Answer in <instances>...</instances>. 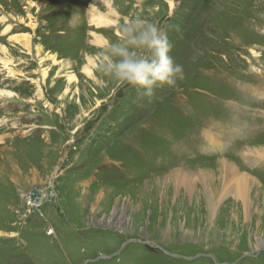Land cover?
<instances>
[{"label":"rangeland","instance_id":"374dc122","mask_svg":"<svg viewBox=\"0 0 264 264\" xmlns=\"http://www.w3.org/2000/svg\"><path fill=\"white\" fill-rule=\"evenodd\" d=\"M137 16L184 72L152 98L99 71ZM257 146L264 0H0V264H264V207L172 176L227 160L264 188Z\"/></svg>","mask_w":264,"mask_h":264},{"label":"clouds","instance_id":"9594fccd","mask_svg":"<svg viewBox=\"0 0 264 264\" xmlns=\"http://www.w3.org/2000/svg\"><path fill=\"white\" fill-rule=\"evenodd\" d=\"M120 31V38L101 54L99 71L105 76L147 98L183 79V67L171 55L173 44L163 25L137 16L122 24Z\"/></svg>","mask_w":264,"mask_h":264},{"label":"bare ground","instance_id":"6f19581e","mask_svg":"<svg viewBox=\"0 0 264 264\" xmlns=\"http://www.w3.org/2000/svg\"><path fill=\"white\" fill-rule=\"evenodd\" d=\"M97 17L105 19L101 15ZM95 26H97V24H95ZM27 38L28 36L26 35L20 37V39L25 40L26 43L29 40V38L28 40ZM15 40L18 39L16 38ZM96 40H101L99 41L101 43L103 42V39H100L98 36ZM207 139L210 141L212 136L210 137L209 135ZM251 153L254 157L258 158V161H260L259 159H264V147L257 146ZM216 167L215 170H197L195 173L178 171L172 176H174L173 178L175 181L185 185V187L192 188L193 185L196 184L199 193L197 202L204 205L211 212L215 210L218 205L222 206V200H228L224 207H234L240 212H242V210L247 211V207L252 204L264 207V188H260L256 180L254 181L245 173L237 171L227 160L221 161ZM256 201L260 202L256 204L254 203Z\"/></svg>","mask_w":264,"mask_h":264},{"label":"built area","instance_id":"2783aa9c","mask_svg":"<svg viewBox=\"0 0 264 264\" xmlns=\"http://www.w3.org/2000/svg\"><path fill=\"white\" fill-rule=\"evenodd\" d=\"M42 206V203H39L37 206V210Z\"/></svg>","mask_w":264,"mask_h":264},{"label":"water","instance_id":"95a60500","mask_svg":"<svg viewBox=\"0 0 264 264\" xmlns=\"http://www.w3.org/2000/svg\"><path fill=\"white\" fill-rule=\"evenodd\" d=\"M172 257H174V258H181V256H174V255H172ZM101 258H103V257H101Z\"/></svg>","mask_w":264,"mask_h":264}]
</instances>
